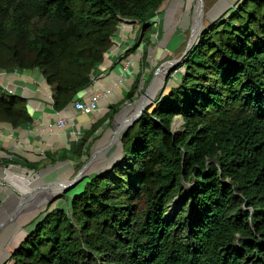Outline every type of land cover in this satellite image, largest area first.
<instances>
[{"label": "trees", "instance_id": "1", "mask_svg": "<svg viewBox=\"0 0 264 264\" xmlns=\"http://www.w3.org/2000/svg\"><path fill=\"white\" fill-rule=\"evenodd\" d=\"M165 1L0 0V70L38 69L62 111L90 86L119 23L140 24L135 47ZM180 67L179 85L122 133L120 160L85 180L68 213L50 209L11 264H264V0H238ZM140 83L137 73L107 120ZM26 101L0 85V123L30 124ZM105 120L75 151L43 154L79 158Z\"/></svg>", "mask_w": 264, "mask_h": 264}, {"label": "rangeland", "instance_id": "2", "mask_svg": "<svg viewBox=\"0 0 264 264\" xmlns=\"http://www.w3.org/2000/svg\"><path fill=\"white\" fill-rule=\"evenodd\" d=\"M168 1L163 3L155 18L150 21L149 39H139L135 47L132 44L137 37L140 24L137 21L127 20H122L119 23L113 39H124L122 57L119 61L123 60L127 67L128 77L122 81L123 86L119 89L118 95H114V101L110 104H116L124 98L137 73H140L141 83L134 96L118 105L117 110L109 120L106 119L108 108L104 109L97 120H106L89 138L90 146L79 158L51 162L50 159L53 155H49V159L45 158L43 149L38 146L25 151L23 146H20L18 141L13 139L10 125L0 123V248L3 250L9 245L6 256L0 250V264H11L9 258L14 247L28 235L35 224L43 219L50 209L60 208L68 213L72 194L83 188L85 180L95 174L111 170L112 166L121 158L120 136L125 131L123 129L118 135V142H114L115 124L130 118L134 113V109L128 111L127 106H134L139 101L149 87L148 84H151L159 72L162 78L161 86L145 109L157 99L164 97L168 90L177 87L183 68H176L182 59L197 43L204 29L214 21H221L229 17L238 0H231V5L204 25L195 37L193 36V27L197 17V9L200 11V19L202 20L207 17V13H210L220 0H190L189 7H192V10L187 13L186 22H179L167 28L160 22L158 16L165 11ZM184 1L185 7L182 10L185 12L188 3L187 0ZM117 46L119 45H115V47ZM142 112L140 111L139 114ZM93 123H88L85 129L78 130V133L72 136V142L68 146L70 150H76L81 137ZM174 123L179 125L176 129L173 127L174 130L181 128L180 119H176ZM61 151L59 150L57 155H60ZM27 155L31 159L35 158L39 161L36 169L28 168L24 160L21 159L22 157L26 158ZM52 185L60 187V189L46 196ZM187 186L188 184L185 185V187ZM176 200H179V197H176L170 205H173ZM170 205L167 212L171 207ZM171 216L172 214L166 213L165 217L169 219Z\"/></svg>", "mask_w": 264, "mask_h": 264}, {"label": "crops", "instance_id": "3", "mask_svg": "<svg viewBox=\"0 0 264 264\" xmlns=\"http://www.w3.org/2000/svg\"><path fill=\"white\" fill-rule=\"evenodd\" d=\"M123 40L112 39V47L105 53L102 63L92 71L91 84L79 98L88 100L91 94L95 92L102 93L106 88L113 90V95L107 99L101 98L98 111L91 115L75 112L71 104L62 111H54L51 90L38 69L0 70V85L4 89H8L10 93L22 96L27 100L26 105L32 122L16 129L10 126L13 139L17 140L25 151L36 146L43 149V153L46 152L47 154L58 153L59 150H70L68 146L72 142V136L77 134L78 130L85 129L88 123H93L92 121H96L100 117L107 105L112 103L114 97L118 95L119 89L123 86L122 81L128 77L127 67L123 60L119 61L122 57ZM115 45L119 46L115 47ZM116 48L117 50H115ZM64 116L70 117L69 124L63 128L55 126L57 119ZM45 158L49 159L48 157ZM21 159L38 162L28 155Z\"/></svg>", "mask_w": 264, "mask_h": 264}, {"label": "bare ground", "instance_id": "4", "mask_svg": "<svg viewBox=\"0 0 264 264\" xmlns=\"http://www.w3.org/2000/svg\"><path fill=\"white\" fill-rule=\"evenodd\" d=\"M230 1L231 0H220V2H218L216 4V6L212 9V11L210 13L209 12L207 13V17L206 18H203L202 20L200 19V13H199L200 11L197 9V17H196V20H194L193 36L195 37L198 34V32L202 29V27L204 25H206L207 23H209L211 21V19H213L217 15L221 14L225 9H227L231 5V3H232V2L230 3ZM190 2H191L190 0H187L188 7L186 8L187 11L184 12L182 10L185 7V1L184 0H169L168 3H167V7H166L165 11L158 16V17H160L159 18L160 22L162 24H164L167 28L170 27V26H174L175 24H177L179 22H182V23L183 22H186V19H187V16L186 15H187V13L190 12V10H192V7L191 8L189 7V3ZM182 23H180V24H182ZM161 82H162V78H161V74H159V75H157L153 79V81L151 82V84H148L149 87L147 88L146 92H144L142 94V96L139 99V101L134 106H127V108H128L127 110L129 111L130 109H134V113L128 119H125V120H123L120 123L119 122H116V124H115L116 125V128H115L114 137H113V141L114 142H118V135H120V132L123 129H125V127L129 123L130 119L131 118H135V116H137L139 114V112L142 110V108L145 105L148 104V102L152 99V97H154L155 93L157 92V90L161 86ZM128 111H126V112H128ZM125 113H124V115H125ZM173 126H174V129H176V127L179 126V125L177 123H174ZM61 187H63V186H61ZM58 189H60V187H57L55 185H52V187L49 188V191L47 192L46 196H49L50 194H53ZM43 197H45V196L43 195ZM170 206L171 207H170V209L168 211L169 213L167 212V214L168 215L169 214H172L173 215V214L176 213V211L178 209V200H176L173 203V205H170ZM0 250L3 251V254L6 256L8 254V251H9V245L6 248H4L3 250L0 248Z\"/></svg>", "mask_w": 264, "mask_h": 264}, {"label": "built area", "instance_id": "5", "mask_svg": "<svg viewBox=\"0 0 264 264\" xmlns=\"http://www.w3.org/2000/svg\"><path fill=\"white\" fill-rule=\"evenodd\" d=\"M17 70V69H14ZM113 90L110 88L104 89L102 93L95 92L91 94L88 100H84L83 98L77 99L71 103V107L74 109L75 112H78L82 115H91L94 112L98 111L99 109V102L101 98L107 99V97L111 96ZM70 117L64 116L57 119L55 122V126L59 128H63L67 126L70 122Z\"/></svg>", "mask_w": 264, "mask_h": 264}, {"label": "water", "instance_id": "6", "mask_svg": "<svg viewBox=\"0 0 264 264\" xmlns=\"http://www.w3.org/2000/svg\"><path fill=\"white\" fill-rule=\"evenodd\" d=\"M160 73V72H159ZM159 73L157 74V75H159ZM69 106V105H68ZM145 107H146V105L142 108V110L141 111H144V109H145ZM140 115L141 114H139V116H137V117H135V118H131L130 119V121H129V123L127 124V126L125 127V129L128 127V126H130L135 120H137L139 117H140ZM174 127V126H173ZM20 245V244H19ZM18 245V246H19Z\"/></svg>", "mask_w": 264, "mask_h": 264}]
</instances>
